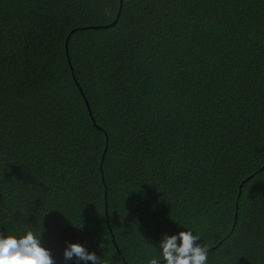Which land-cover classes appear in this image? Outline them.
<instances>
[{
	"label": "trees",
	"instance_id": "trees-1",
	"mask_svg": "<svg viewBox=\"0 0 264 264\" xmlns=\"http://www.w3.org/2000/svg\"><path fill=\"white\" fill-rule=\"evenodd\" d=\"M119 6L0 0V233L146 264L180 223L264 264V0Z\"/></svg>",
	"mask_w": 264,
	"mask_h": 264
},
{
	"label": "clouds",
	"instance_id": "clouds-1",
	"mask_svg": "<svg viewBox=\"0 0 264 264\" xmlns=\"http://www.w3.org/2000/svg\"><path fill=\"white\" fill-rule=\"evenodd\" d=\"M178 224L183 230L165 232L157 245L150 243L157 254L149 255L146 264H208V246L202 242L200 233L193 227ZM104 244L100 242L97 247L104 250ZM62 255L65 261L74 260V264H106L102 256L80 242H66ZM0 264L55 262L51 250L43 244L42 232L28 228L23 233L10 230L0 233Z\"/></svg>",
	"mask_w": 264,
	"mask_h": 264
},
{
	"label": "water",
	"instance_id": "water-1",
	"mask_svg": "<svg viewBox=\"0 0 264 264\" xmlns=\"http://www.w3.org/2000/svg\"><path fill=\"white\" fill-rule=\"evenodd\" d=\"M122 5H123V0H120V6H119L118 14H117L115 20L113 21V23H111V25L115 24V23L117 22V20L119 19L120 12H121V10H122ZM83 28H86V27H83ZM73 31H74V30H72L71 33H72ZM71 33H70V34H71ZM70 34H69L68 37H67V41H66V49H68V40H69V36H70ZM67 54H68V52H67ZM69 61H70V60H69ZM87 106H88L89 112H90V114H91V116H92V112H91V109H90V107H89V103H88V102H87ZM106 150H107V145H106L105 150H104L103 155H102L101 170H102V164H103V160H104V156H105V152H106ZM240 186H242V184H241ZM239 192H241V191H239Z\"/></svg>",
	"mask_w": 264,
	"mask_h": 264
}]
</instances>
